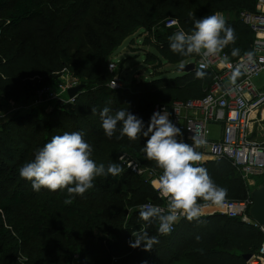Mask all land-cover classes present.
<instances>
[{
  "label": "trees",
  "instance_id": "1",
  "mask_svg": "<svg viewBox=\"0 0 264 264\" xmlns=\"http://www.w3.org/2000/svg\"><path fill=\"white\" fill-rule=\"evenodd\" d=\"M95 1L103 6L96 16ZM123 1L135 4L127 11L116 7L117 0H74L70 6L66 1H51L44 8L38 0H0V108L3 103L21 102L25 94L31 100L46 85H58L57 75L68 64L83 85L73 102L54 104L51 109L35 106L0 123V264H73L76 257L78 264H248L245 255L255 253L264 240L263 231L253 223L214 212L203 215L201 222L181 218L171 234L160 235L157 221L139 217L140 205L161 200L146 177L126 168L119 157L123 153L136 157L159 176L162 170L141 151L147 137L109 139L100 112L105 107L113 113L128 109L147 127L157 105L204 96L212 78L209 71L202 70L203 79L196 78V66L176 76L158 71L163 62H195L199 57L171 51L169 37L177 28L166 27L165 21L175 18L181 30L190 32L189 14L197 19L216 12L233 15L225 19L237 39L223 51L236 59L252 49L255 37L239 12L256 10L257 0ZM155 26L158 29L153 30ZM139 28L148 32L144 43L155 48L146 52L145 61L159 62L157 74L151 80L134 78L123 88L113 89L109 85L115 74L109 69L111 55ZM79 36L85 39L81 45L85 51L73 60L66 58L60 42ZM234 48L240 49L235 57ZM121 128L118 122L115 135ZM74 131H83L98 165L107 168L117 163L123 172L96 177L92 189L65 204L66 189L37 192L18 169L33 160L36 150L52 136ZM199 166L228 189V199H246L254 189L228 159L207 160ZM144 231L159 240L151 251H145L143 244L131 246L133 233ZM20 253L27 255V261L20 259Z\"/></svg>",
  "mask_w": 264,
  "mask_h": 264
},
{
  "label": "clouds",
  "instance_id": "2",
  "mask_svg": "<svg viewBox=\"0 0 264 264\" xmlns=\"http://www.w3.org/2000/svg\"><path fill=\"white\" fill-rule=\"evenodd\" d=\"M189 17L193 21L191 31L178 30L169 37L172 52L182 57L195 54L207 60L219 55L229 44L235 43V29L227 24L220 12L200 19L192 14ZM239 54L240 49L232 50V56ZM246 56L251 60L253 53L247 52ZM179 67L183 69L184 63ZM204 67L205 64L202 63L196 70V78L205 77L206 73L202 71ZM240 75L237 68L230 77V83L234 85ZM228 91L231 92L232 88L229 87ZM95 112L96 109L92 108V113ZM170 115L166 109L156 111L146 127L143 119L128 109L121 108L113 113L110 108L105 107L100 112L102 128L109 139L115 136L117 140H122L126 136L135 141L141 135L148 138L141 151L162 170L158 181H153V186L167 203L166 208L142 204L139 206V217L149 223L157 221L160 235L171 234L175 223L182 217L190 222H201L206 208L222 207L228 197V189L217 185L208 170L199 166L202 154L197 149L206 141L198 134L191 137L192 144L183 139L178 140L177 137H182V132L169 119ZM118 122H122V128L119 130L120 134L115 135ZM92 155L93 146L85 141L83 131L64 132L62 135L52 136L49 142L36 150L34 159L25 162L18 171L22 179L32 182L33 190L37 192L41 188L51 191L66 189L69 198L64 202L71 204L76 196H83L94 187L96 177L109 174L115 177L123 172V168L117 163H111L107 168L103 163L98 165ZM133 236V248L143 244L145 251H151L153 245L159 243L158 238L149 236L147 231L139 235L133 233ZM199 239L197 237V241Z\"/></svg>",
  "mask_w": 264,
  "mask_h": 264
},
{
  "label": "built area",
  "instance_id": "3",
  "mask_svg": "<svg viewBox=\"0 0 264 264\" xmlns=\"http://www.w3.org/2000/svg\"><path fill=\"white\" fill-rule=\"evenodd\" d=\"M239 17L255 35L252 49L249 51L253 53V58L248 60L244 54L232 59L225 51L207 60L199 56L195 66L199 69L202 63L205 64L202 70L209 71L212 75L206 94L199 98L175 101L171 106L157 105L155 112L166 109L171 113L169 119L181 129L182 137H177L178 140L183 139L186 143L192 144L191 137L198 134L206 141L197 149L202 156L215 160H230L249 183L256 177L264 179V0H257L256 10H241ZM165 26L181 30L175 18H168ZM117 63L115 60L109 63L110 71L115 73L109 82L113 89L123 88L125 85L117 72ZM237 68L241 75L233 85L230 83V77ZM79 84L80 80L76 76L66 74L58 85H46L38 89L36 95L28 102L17 103L18 107L13 106L14 102H11L8 104L13 107L10 111L15 112L14 109L26 111L41 105L63 106L74 101L77 95L70 97L68 90ZM229 87L232 88L231 92L228 91ZM64 94L68 96L65 98ZM6 116L7 110L0 108V123ZM212 125L221 126L220 136H212ZM120 157L122 159L119 160L126 168L138 175H144L152 186L154 180L158 181L159 173L156 169L143 166L127 153ZM154 189L161 202L146 204L166 208L167 201L161 197L158 189L155 187ZM252 204L251 195L242 200L227 198L222 207L211 206L210 210L206 208L204 215L222 212L244 222L253 223L264 233V227L255 222L249 214ZM175 226L176 223L173 230ZM262 246L264 240L259 249L247 260L248 264H264Z\"/></svg>",
  "mask_w": 264,
  "mask_h": 264
},
{
  "label": "rangeland",
  "instance_id": "4",
  "mask_svg": "<svg viewBox=\"0 0 264 264\" xmlns=\"http://www.w3.org/2000/svg\"><path fill=\"white\" fill-rule=\"evenodd\" d=\"M38 1H40L39 3L42 4L43 8L51 1L52 2H58V3H62V1H66L67 5H69V6L74 2V0H38ZM76 1L79 2L82 0H76ZM134 4H135L134 2H131V4L129 5V4H125L123 0H117L116 7H125V9L127 11H130ZM93 7L96 9V11H94V16H96L98 12L103 10L102 4L97 2V1H95L93 3ZM104 8H105V6H104ZM223 15L225 18H230L231 16H233V15H230L229 13H226ZM107 20H111V18H108ZM33 26L36 27L37 24L35 23ZM157 27L158 26H155V28H153V30L158 29ZM67 33H70V32H67ZM24 36L25 35H21V38ZM147 36H148V32L146 30H144L142 28L137 29L134 33L130 34L129 37H127V39H125V41L111 55V59L118 62L117 63L118 64L117 72H119L118 74L122 77L125 85L130 84L134 78L151 80L155 76L154 74L155 73L157 74L155 69L159 65V62L147 63L145 61V56H146L147 51L155 52V48L153 46L147 45L144 43V39ZM72 39L73 40H69V42H67L66 44L64 42H60L61 45H64L62 48L63 49L66 48V50L64 52V56L68 59H71V60L75 59L80 52L85 51V49L81 48L82 47L81 45L84 43V40H85L83 38V36H79L78 40L74 39L73 37H72ZM189 62H194V61L185 60V61H182V62L177 63V64H170V63H164L163 62L158 71L160 73L164 74L165 76H176V75L180 74V72H181V68L179 67V65L181 63H184V65H186ZM66 74H68L70 76H72V75L75 76L74 72L71 69V64H68L61 71V73H59L57 75V77H58V79L62 80L63 77H66ZM26 95L27 94L24 95L22 101L19 102L18 104L26 103L29 101L28 95L27 96ZM67 96H68V94H64L65 98ZM8 104H11V102H9L7 104L3 103V105H2L3 106L2 108L7 110L8 116H6V118L11 116V115H14L16 113L26 112L24 109L19 110V111H16L14 109L13 111H15V112H12V111H10L13 108L12 105L18 107V104L14 103L11 106ZM47 106H49V105H46V107ZM51 108L52 107H48L47 109H51ZM211 128H212L213 135H216L219 132V126L218 125H212ZM136 159L141 164H143V162L140 159H138V158H136ZM259 183L260 182H256V185H254L252 188H255ZM98 235H100V234H98ZM20 259L23 262H25V261H27L28 257H27V255L20 253ZM73 264H78L77 257L74 259ZM176 264H188V263L178 262Z\"/></svg>",
  "mask_w": 264,
  "mask_h": 264
},
{
  "label": "water",
  "instance_id": "5",
  "mask_svg": "<svg viewBox=\"0 0 264 264\" xmlns=\"http://www.w3.org/2000/svg\"><path fill=\"white\" fill-rule=\"evenodd\" d=\"M195 69V63L189 62L185 65L181 71H191ZM83 85L79 84L77 86L71 87L68 90V94L70 97H74L78 94V92L82 89ZM251 198L253 200V204L250 207L249 214L251 218L257 222L259 225L264 227V182L260 185L256 186L251 191ZM251 257V254L245 255V258L248 260Z\"/></svg>",
  "mask_w": 264,
  "mask_h": 264
},
{
  "label": "crops",
  "instance_id": "6",
  "mask_svg": "<svg viewBox=\"0 0 264 264\" xmlns=\"http://www.w3.org/2000/svg\"><path fill=\"white\" fill-rule=\"evenodd\" d=\"M222 14H226V13H222ZM218 126H219V132L216 135H213V133H212L213 137L220 136L221 126L220 125H218ZM211 130H212V128H211ZM207 160H212V158L208 157V156H202V160L200 162H204V161H207ZM261 181H262L261 177H256L254 179H251L248 184H249V186L253 187L254 185H256V182H260L261 183Z\"/></svg>",
  "mask_w": 264,
  "mask_h": 264
},
{
  "label": "bare ground",
  "instance_id": "7",
  "mask_svg": "<svg viewBox=\"0 0 264 264\" xmlns=\"http://www.w3.org/2000/svg\"><path fill=\"white\" fill-rule=\"evenodd\" d=\"M210 209H212V208H207L206 210H210Z\"/></svg>",
  "mask_w": 264,
  "mask_h": 264
}]
</instances>
